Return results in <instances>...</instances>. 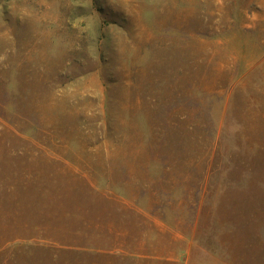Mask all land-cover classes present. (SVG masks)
<instances>
[{"label":"rangeland","instance_id":"1","mask_svg":"<svg viewBox=\"0 0 264 264\" xmlns=\"http://www.w3.org/2000/svg\"><path fill=\"white\" fill-rule=\"evenodd\" d=\"M0 264H264V0H0Z\"/></svg>","mask_w":264,"mask_h":264}]
</instances>
